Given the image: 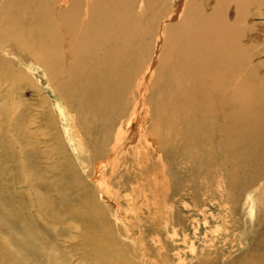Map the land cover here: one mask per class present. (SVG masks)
I'll return each mask as SVG.
<instances>
[{"label": "bare ground", "instance_id": "1", "mask_svg": "<svg viewBox=\"0 0 264 264\" xmlns=\"http://www.w3.org/2000/svg\"><path fill=\"white\" fill-rule=\"evenodd\" d=\"M262 55L264 0H0V182L10 178L12 184L30 189L22 201L19 196L14 202L11 186L0 187L4 223H0V264H29L21 253L38 250V240L44 238L24 209L55 207L59 197L65 206L67 195L82 185L77 175L65 178L75 168L64 166L68 158L62 142L68 143L79 163L90 154L87 161L94 169L89 173L96 175L90 180L107 202L106 194L112 193L109 180L105 188L102 180L109 166L111 175L118 172L120 146L124 140L131 143V136L134 145L126 146V151L137 153L140 162L149 159V152L160 161L167 149L182 159L193 153L195 158L188 159L207 166L210 196L224 210L232 211L247 200L252 201L253 212V198H259L251 243L256 250L248 251L245 264H264ZM25 83L43 98L42 106L48 105L41 121L45 117L43 124L54 132V156L45 152V158L50 156L56 164L54 176H45L43 142L34 140L45 128L42 122L29 120L18 100ZM5 85L11 88L3 91ZM59 123L63 136L55 129ZM114 127L117 136L111 148ZM105 146L111 148L106 152L108 162L100 159ZM129 175L134 178L132 171ZM141 176L144 179L145 172ZM82 191L74 195L76 202L79 197L73 204L76 209L68 205L81 217L84 245H94L89 254L96 264H119L117 258L124 259L108 241L111 228L103 210L89 189ZM223 218L212 215V222L228 224ZM17 228L22 236L13 231ZM25 242L30 244L27 249ZM52 251H42L47 257L44 263L64 264L65 257L60 260Z\"/></svg>", "mask_w": 264, "mask_h": 264}, {"label": "rangeland", "instance_id": "2", "mask_svg": "<svg viewBox=\"0 0 264 264\" xmlns=\"http://www.w3.org/2000/svg\"><path fill=\"white\" fill-rule=\"evenodd\" d=\"M262 58L264 60V55L261 56V59ZM259 62L261 61L259 60ZM40 78L43 79L45 83L44 77L40 76ZM42 85L45 84L42 83ZM5 86L2 87L3 91L10 87H8V85ZM34 91L35 89L31 85L25 83L18 100L23 106L24 111L30 115L28 116L30 121L32 120L35 123L40 121L43 124V122H45V117L42 116L44 120L41 121V115L46 113L45 109L48 108V105L42 106L43 98L36 95ZM15 93L16 95H19L20 92L17 90ZM46 93L51 101L54 100V97L49 90H47ZM43 126L45 128L44 131H39L40 133L37 131L39 134L38 136L36 135L34 140L37 142H43L40 146L41 151L44 150V153H50L49 151H51L50 154H52V151H54L53 149L56 150L57 148L54 141V132L47 128L45 123ZM36 128L39 127L36 126ZM55 129L58 130L60 136H63L61 134L62 129L60 123ZM115 130L114 127L111 139L109 140V142H112V144L109 143L110 145H108L111 148L114 147L115 138L117 136ZM125 131L123 134L127 133V131ZM123 136L126 137L127 135ZM130 138L129 141H132L131 143L124 140L125 142L120 146L122 154H120L118 158V172H113L112 176L110 174L111 170L109 166L108 171L105 174L107 177L102 180L104 188L105 180H109V190L112 193L110 196L106 194V196L109 197L108 199H105L108 200L107 202L101 198V195L95 187H93V182L90 180L91 178H96V175L94 177V174L91 175L92 173H89L94 169V166L90 165L87 161L90 154H87L88 156L83 155L85 157L82 162L83 164L79 163V158H77V155L68 143L62 142L63 148L66 146L64 150L67 153L66 156L68 158V160L66 159V162H64V166L70 171H72L73 167L75 168H73L74 171L71 173H66L65 175H68V177L66 176L65 178L71 179V177L74 178V176L77 175L82 182V185L75 188V191L73 192L74 194L67 195L68 200H66V205L68 207L69 205H72L73 210H75V205L78 204L77 202L79 200L78 195L80 196L83 193L82 190L89 189L90 192H92L96 204L105 214L106 223H108L111 228L109 231L111 239L107 237L108 241L112 242L113 244L111 245H115L116 249L122 253V259L124 260L117 258L116 261L119 264H245V258L248 251L250 250L251 253H255L253 251L256 250L252 244L255 239L254 232L257 230L258 209L262 203L259 198H253V212L250 210L252 201L248 202L247 200H243V202L234 206L232 211L224 210L222 207L215 205L216 201L210 196L212 188L210 185H207V166H200V163L193 164L192 160L190 162L188 159V157H190V159L191 157L195 158L193 153L188 152V155L190 156L187 155L186 157L184 155L186 159H182V157H180L181 154H178L174 150L167 149V151L162 152L163 157L162 161H160L157 158L154 159L153 153L149 152V159L144 163L138 160L137 153H132L131 155L126 151V146L134 145V136H131ZM63 141H65V139ZM108 146L103 148V156L100 158L103 162H108L110 159L108 158L109 156L106 155V152L111 149ZM46 153L41 156L45 158ZM53 156L54 154H52V157ZM42 157L41 161L43 159ZM42 162V167L47 172L45 176H54V167L56 164L50 156L45 158L44 162ZM93 162L94 160L91 164ZM53 163L54 166H51ZM143 164L146 165L147 168L142 171V168L139 169V165L143 166ZM96 165L97 164H95V166ZM51 167H53V169ZM131 171L134 176L132 179L129 175ZM144 172V179H141V175H143ZM88 175L89 178L87 177ZM117 176H121V178H117ZM8 185L11 186V194H14L12 196L14 202H19L21 196L28 191L27 188L29 189L26 184H12L10 178L0 182V187L4 190H6ZM104 188L102 189L103 192ZM53 189L55 192V186ZM53 189H50V192H53ZM53 193H51L50 196H52ZM76 194H78L77 202L74 201L76 198L74 195ZM19 196L20 199L18 198ZM54 196L58 198L56 194H53V197ZM69 197L72 199L69 200ZM60 198L61 197L55 199L58 200V202L55 203L56 205H54L55 207L50 205L49 207L51 208L48 206L31 208V206H29L30 208L27 207L26 210L24 209V214L27 213L25 217L27 215L31 216L32 218L28 216L26 218L32 222L33 220L36 221V224L39 225L36 232L39 233L40 231H43L45 235H43V232L39 233L44 236V238L40 237L42 240H38L42 245L41 247L39 242L37 243V249L39 251L32 248L27 249V247H30V244L25 242L27 245H24V249H27L25 253L27 256L23 252L21 253L23 254L21 256L25 257L24 259L27 258L26 262L29 260V264H46L47 262L45 261L44 263L43 259L47 260V257H45L42 251L48 250L49 252H53L52 250H54L57 252L60 260L65 257L62 260L64 264H96L93 253L89 254L92 252V245L89 246L90 248H88V245H84L85 234L82 233H85V231L83 229V224L81 225V217L78 214H75L76 211L73 212L72 207L71 209L69 207L67 210L68 207L66 205V207L64 206L62 203L63 199L60 201ZM247 203L248 205H246ZM46 204L48 203L45 202L44 205ZM213 206L216 208H213ZM56 207L59 208L57 209ZM60 207L63 208L61 209ZM52 208L55 209V212ZM60 209L62 213L59 212ZM65 209L68 213L67 211L65 212ZM34 210L36 212H34ZM42 210L47 214H45L44 217L40 216V213L43 212ZM65 214H69V217L72 216L69 218ZM212 215H215V217H224L223 219L225 220L228 218L226 220L228 224H225L224 221H219V223L214 224V222H212ZM1 216L0 212V217ZM50 216L55 220L54 223ZM2 218H0V223L4 225ZM49 218H51V220ZM57 220L58 222H56ZM40 221L43 226L40 224ZM49 222L51 224H49ZM9 224L11 223L9 222ZM77 226L81 227L82 230ZM41 228H43V230ZM17 229L13 231H16V234L18 232L19 236H22L20 233L21 230L19 228ZM252 234L253 236L251 237ZM47 237H49V239ZM94 238L97 239V236ZM41 241L44 242L41 243ZM45 245H47V247ZM81 252H84L83 257H81ZM36 254L38 256H36ZM89 257L92 259L90 260ZM88 261L89 263H87Z\"/></svg>", "mask_w": 264, "mask_h": 264}]
</instances>
